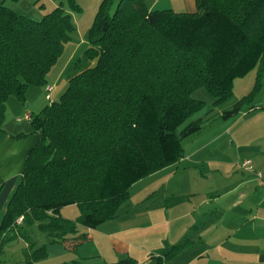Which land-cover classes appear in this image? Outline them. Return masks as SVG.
I'll list each match as a JSON object with an SVG mask.
<instances>
[{
  "label": "trees",
  "instance_id": "obj_1",
  "mask_svg": "<svg viewBox=\"0 0 264 264\" xmlns=\"http://www.w3.org/2000/svg\"><path fill=\"white\" fill-rule=\"evenodd\" d=\"M148 2L102 0L84 52L90 66L56 101L29 114L38 140L5 206L0 243L35 224L47 243L74 251L87 239L80 228L116 218L131 186L178 162L182 140L211 123L189 122L204 105L192 92L203 86L213 104L223 102L234 80L264 60V0H195L194 13L154 11ZM74 32L61 6L34 21L0 0V133L8 98L24 101L28 87L47 85ZM247 101L217 119L235 117ZM67 207L79 216L63 218ZM186 245L150 253L147 264H165ZM32 257L44 259L45 248ZM102 264L137 262L127 256Z\"/></svg>",
  "mask_w": 264,
  "mask_h": 264
},
{
  "label": "crops",
  "instance_id": "obj_2",
  "mask_svg": "<svg viewBox=\"0 0 264 264\" xmlns=\"http://www.w3.org/2000/svg\"><path fill=\"white\" fill-rule=\"evenodd\" d=\"M189 1L185 13H194L195 0ZM54 84L49 86L56 87ZM258 110L242 111L224 122L214 120L183 139L184 156L178 162L131 186L135 188L134 203L128 199L116 218L95 229L80 228L87 239L74 251L55 244V253L72 255L76 259L72 264H102L127 256L137 264H147L150 253L187 241L165 264H264V111ZM23 123L10 126L7 122L5 130L2 128L1 147L17 152L8 162L3 157V164L23 165L37 143L38 135L31 128L30 141L13 140L24 134ZM241 161H249L253 173L242 169ZM20 172L23 174L24 166ZM8 197L0 192V217ZM75 211L74 219L79 216ZM45 251L47 260L51 253Z\"/></svg>",
  "mask_w": 264,
  "mask_h": 264
},
{
  "label": "rangeland",
  "instance_id": "obj_3",
  "mask_svg": "<svg viewBox=\"0 0 264 264\" xmlns=\"http://www.w3.org/2000/svg\"><path fill=\"white\" fill-rule=\"evenodd\" d=\"M101 2L102 0H3L5 7L18 15L34 21H40L54 8L61 6L70 15L75 27V32L71 35L70 41L65 45L60 59L47 76L48 84L45 86L28 87L25 92L24 101H20L14 96L8 98L6 103L8 110L5 112L2 128L5 130L4 125L7 122L10 126L16 121H23V124H25V132L22 137L20 136V138L16 139L13 137V140H17L18 142L30 141L33 135L29 133L31 126L30 122L24 119L25 114H39L50 101H56L59 98L65 90L67 81L71 77L90 66L91 61L85 57L84 52L88 48L87 37ZM188 3L191 4V1L150 0L148 8L154 11L171 10L174 13H185L189 11L187 10ZM62 67L63 71L59 75ZM53 83H56L54 84L56 87L49 86ZM49 87L50 91L48 90ZM247 95L249 96V101L242 103L241 112L250 113L254 109L264 111L260 109L261 106L264 107V60L244 77L234 80L231 94L223 102L213 104V98L203 86L195 89L191 96L195 100L202 101L204 105L200 111L190 118V121L196 118H201L197 121L213 118L211 121L213 123L221 120L217 119L221 112L230 109ZM205 115L206 118L203 119L202 116ZM222 121L224 122L225 120ZM16 153V151L8 152L7 148L1 147L0 144V192H4L6 197L9 195L8 200L20 180L22 174L20 171L25 162L21 166L17 162L3 164V157L8 162L10 157ZM14 176H16L15 181L6 183L7 179ZM129 197V203H134L135 188L129 190ZM8 200L6 201L8 202ZM61 215L72 219L77 213L75 207H67L61 211ZM18 232H15L16 236L13 233L10 234L8 239L4 238L2 243H0V264H34L41 260H35L32 256L36 250L42 247L47 248V251L50 250L51 255L47 260H44L45 258L42 259L44 261L40 264H70V261L76 260L73 259L72 255L63 257L60 256V253L59 255L55 253L54 250H57L55 249V244L47 243L46 234L39 230L35 224L23 225ZM89 262H94V260L91 259ZM73 263L78 262L75 261Z\"/></svg>",
  "mask_w": 264,
  "mask_h": 264
},
{
  "label": "built area",
  "instance_id": "obj_4",
  "mask_svg": "<svg viewBox=\"0 0 264 264\" xmlns=\"http://www.w3.org/2000/svg\"><path fill=\"white\" fill-rule=\"evenodd\" d=\"M48 90L50 91V88H48ZM25 120H29L30 119V115L29 114H25V117H24ZM241 168L250 172V173H253V169H252V166H251V163L249 161H243L241 163ZM256 176L258 178H262L263 174L261 173H257ZM21 221V219H19L17 222L19 223Z\"/></svg>",
  "mask_w": 264,
  "mask_h": 264
}]
</instances>
